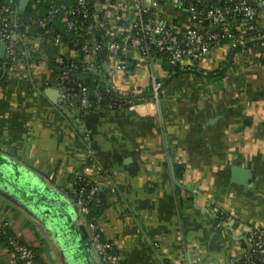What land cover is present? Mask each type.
Here are the masks:
<instances>
[{"label":"crops","instance_id":"1","mask_svg":"<svg viewBox=\"0 0 264 264\" xmlns=\"http://www.w3.org/2000/svg\"><path fill=\"white\" fill-rule=\"evenodd\" d=\"M155 11L182 28L192 25L185 6L160 3ZM257 26L264 29V8ZM35 34L24 46L44 64L0 79V176L23 196L0 181V218L37 247L44 264H101L64 192L83 176L102 194L103 234L123 264H246L247 233L264 231V50L236 51L226 77L214 83L193 73L170 77L159 60L129 62L115 86L147 97L154 79L158 101L79 112L48 63L63 52ZM225 56L216 49L202 63L212 68ZM88 145L109 177L87 169ZM8 162L33 181L18 172L14 178ZM233 166L250 171L246 183L232 180ZM0 264H12L1 246Z\"/></svg>","mask_w":264,"mask_h":264},{"label":"built area","instance_id":"2","mask_svg":"<svg viewBox=\"0 0 264 264\" xmlns=\"http://www.w3.org/2000/svg\"><path fill=\"white\" fill-rule=\"evenodd\" d=\"M19 1L0 0V42L4 43L6 47L4 57L8 63V67L5 69L6 76H23L26 69L44 64L45 60L34 56V49L29 45L24 46L28 37L27 34L31 30H35V35L50 38L63 52L62 55L52 61L58 64L65 61L72 63V69L63 71L53 69V71L56 73L60 88L67 94L69 106H76L79 112L83 107H89L87 88L78 84L80 89L79 93L76 94L74 89L69 86L70 84H66L78 64H81L88 73H95L100 70L109 76V88L119 99L114 104H107L106 107L128 109L136 108L140 102L148 101L149 98L134 89H119L114 84V78L118 75L122 82L125 80L129 62H137L140 65L147 63L148 60L158 61L152 55L154 49L159 52H170L171 62L178 64L181 71H188L198 66L196 67L197 70L202 72L204 76L211 69L202 64V60L209 52L211 42L219 43L220 38H226V42L217 48L226 53L238 47L240 50H246L249 48L248 44L264 47V29H259L253 24V17L256 14L253 3L256 2L259 7L264 8V0H224L223 6H210L206 0H202V4L201 0H75L80 6L87 4L93 6L91 14L86 9H68L66 5L57 7L53 1L43 13L40 8L41 0H28L26 9L22 11L19 9ZM160 3H168L174 6L183 4L192 20L208 26L205 30H210L211 27H217L220 30L205 37L197 29L186 28L184 35L178 37L176 33L178 30L172 19L156 13L155 8ZM149 11H153L151 15L153 18L144 20L143 15ZM76 13L78 19L74 20L73 16ZM59 15L60 21L69 29L77 30V37L86 38L85 45L80 49L83 54L82 60H78L79 54L74 49L62 42L60 35L51 32L48 24L57 20ZM235 16H239L240 22L243 23V25H235L240 36L232 32V26L228 21ZM96 30L103 32L100 36L101 42L97 39ZM247 32L248 35H245ZM102 40H105V44L102 43ZM104 47L109 57L104 62L99 63L97 60L98 53ZM117 54L126 57L117 61L115 58ZM112 59L114 62L111 61ZM196 62L199 63L196 65ZM209 83H214V81L211 80ZM160 89V82L153 79L150 87L152 101H158ZM85 152L87 169L90 167L102 174L104 170L95 159L89 145L86 146ZM103 177L107 178L108 176L103 174ZM97 190L98 187L93 186L85 194L84 189L72 187L69 190H64V192L78 206L80 215L85 220L89 231L91 247L98 256L100 263L123 264L115 250L114 242L104 236L101 221L90 216V202ZM223 214L221 212L222 216H226ZM10 226L11 223L8 220L0 218L1 234H5ZM20 237L19 232L15 229L8 238L7 244L9 246L3 243L0 246L9 256L12 264H37L35 253L26 244L20 242ZM246 241L249 246L246 264H264V231L261 229L249 230Z\"/></svg>","mask_w":264,"mask_h":264},{"label":"trees","instance_id":"3","mask_svg":"<svg viewBox=\"0 0 264 264\" xmlns=\"http://www.w3.org/2000/svg\"><path fill=\"white\" fill-rule=\"evenodd\" d=\"M51 1H53V3L57 7H60V5H66L68 7V9H73V8L81 9V10L86 9L89 14H91L93 12V6H91L90 4H87L86 6H80L75 0H41L40 8H41L43 13H45L46 10L49 8ZM206 1H207L206 3H208L210 6H216V5L223 6L225 4L224 0H206ZM255 1H257V0H255ZM201 4H202V0H201ZM253 4L255 5V8H256V14L253 17V24L257 26L258 13L260 10H262V7H259L258 4H256V2ZM182 6H184V5L182 4ZM185 8H186V6H185ZM152 13H153V11L152 12H150V11L145 12V14L143 15V19L147 20V19L153 18L151 16ZM73 18H74V20H77L78 14L76 13L73 16ZM239 19H240L239 16H235V17L230 18L228 20L232 26V32L234 34H237V36H240V33L236 31L235 25H237V24L243 25V23H241ZM191 21H192V25L189 26V28L199 30L205 37H207V35H209V34L216 33L220 30L217 27H215V28L211 27V28H209L210 30H205L208 27L206 24H199L192 19H191ZM173 24H174V26H176V28L178 30V32H176L177 36L182 37L184 35L186 28H182L180 24H177L175 22V20L173 21ZM48 26L51 28V32L53 34L60 35L61 40L64 44L68 45L70 48L74 49L79 54L78 60H82L83 54L81 53L80 49L82 48L83 45H85L86 38L77 37L76 36L77 30L76 29H69L64 23H62L60 21V15L57 17V20L50 22L48 24ZM206 32H208V33L206 34ZM96 34H97V39L101 42L100 36L103 34L102 30H96ZM245 35H248V32ZM102 41H103L102 43L105 44V40H102ZM225 42H226V38H220L219 43L211 42L210 46H209L208 54H210L212 51H215L219 47L220 44H224ZM248 47L253 48L252 44H248ZM238 50H240V47L227 51L225 58L220 59L219 62L217 63V65L215 67L211 68L210 70H208V72L204 76H203L202 72H199V70H197L196 67H198V66H195L188 71H181L178 64H173L171 62V53L170 52H159L158 50L154 49V52L152 55H154L160 61L161 65L163 66V69H165V71H167L168 76H170V77H174L176 75H179L180 73H193L195 76H198L202 79H203V77H205L204 78L205 80H208V81L212 80L214 82H218V81H221V79L226 77L228 71L232 67V63H233V60H232L233 56L232 55ZM208 54H207V56H208ZM107 57H109V55H107L106 48L104 47L98 53V59L97 60L99 63L104 62V60ZM0 63H1L0 79H5V77H6L5 69H7L8 63H7L6 59L0 60ZM197 63H199V62H196L195 64L197 65ZM49 64L56 71H59V70L63 71V70L72 69V63L69 61H65L62 64H58V63H55L54 61L51 60V61H49ZM81 75H86L88 78L86 80H83L80 77ZM108 78H109V76H107L104 72H102L100 70H98L95 73H88V72H86V70L84 69V67L81 64H78V66L75 68V71L73 72V75L71 76L70 80L66 81V84L67 85L70 84L69 86L74 89V92L76 94L79 93V89H80L77 86L78 84H82L84 87H86L87 88V102L89 104L88 110H95V109L101 108V107L107 108L106 107L107 104H114L119 99L118 96L109 88ZM99 96H100V99H99ZM146 98H150V95H148ZM114 108H116V107H114ZM176 172H177L178 176L181 175L180 168H176ZM103 174H105L106 176L109 177V173L104 171L102 173V175ZM71 186L76 187L78 189H84L85 194H87L93 186H97V185H96V183L89 181L87 178H84V177L81 178L79 176V177H76L74 179ZM9 191H11L13 196L15 195V193L12 192V190H9ZM73 202L75 203V201H73ZM103 203L104 202H103L102 194L99 190H97L93 194L92 200L90 202V208H91L90 216L91 217H94V219L96 218L97 220L100 221L101 211L104 209ZM217 216H218L219 220H221L224 217L221 214H218ZM14 231H15V228L13 227V225H11L7 229V232L5 234H1L2 228L0 227V245H1V243H3L4 245L7 244L9 242L8 238L13 234ZM20 238H21L20 242L26 244L29 247V249L35 253L36 263L37 264H44L42 262L41 257L38 254L37 247H34L31 244L27 243L22 237H20Z\"/></svg>","mask_w":264,"mask_h":264},{"label":"water","instance_id":"4","mask_svg":"<svg viewBox=\"0 0 264 264\" xmlns=\"http://www.w3.org/2000/svg\"><path fill=\"white\" fill-rule=\"evenodd\" d=\"M27 3H28V0H20L19 1V9L22 10V11H24L26 9ZM254 49H258V50H261L262 51V50H264V47L255 46ZM5 53H6L5 44L2 43V42H0V60H3L4 59ZM80 77L83 80H86L88 78L86 75H81ZM59 108L61 110H63L64 112H66L67 114L73 112V111L71 112V109L68 108V107H66L64 103L63 104L61 103ZM75 114H76V116H79V112H76ZM7 168H9V170L11 171V173L14 175L13 176L14 178L19 179L18 176L15 175V173L18 172L19 174H21L19 177H22L23 176L25 179H27L29 181H33V178H34L33 176H31L28 172H23L21 169L17 168L12 162H8ZM171 170H172V172H174L173 166H172V169ZM249 175H250V171L248 169L241 168V167H238V166H233L232 167V180L234 182H237V183H246L247 180H248V176ZM0 181L2 183L6 184L7 186H9L12 189V192L16 193L20 197H23L22 196L21 189L15 183H13V182H11V181H9V180L1 177V176H0ZM48 193L50 194L51 192H48ZM36 195L39 196V195H42V193L41 192H37ZM55 197L57 198V194H55ZM41 200H42V202H48L49 201L48 198H45L44 197V194H43Z\"/></svg>","mask_w":264,"mask_h":264}]
</instances>
